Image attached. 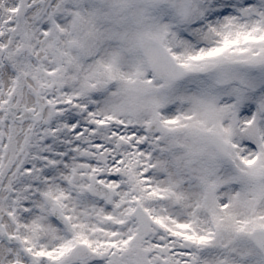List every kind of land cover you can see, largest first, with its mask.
Returning a JSON list of instances; mask_svg holds the SVG:
<instances>
[{"label": "snow or ice", "instance_id": "6c2138e0", "mask_svg": "<svg viewBox=\"0 0 264 264\" xmlns=\"http://www.w3.org/2000/svg\"><path fill=\"white\" fill-rule=\"evenodd\" d=\"M0 264H264V0H0Z\"/></svg>", "mask_w": 264, "mask_h": 264}]
</instances>
